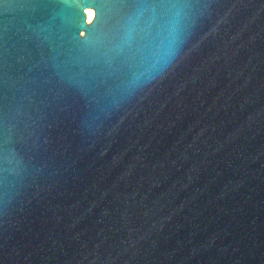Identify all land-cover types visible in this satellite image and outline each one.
Listing matches in <instances>:
<instances>
[{
    "label": "water",
    "instance_id": "obj_1",
    "mask_svg": "<svg viewBox=\"0 0 264 264\" xmlns=\"http://www.w3.org/2000/svg\"><path fill=\"white\" fill-rule=\"evenodd\" d=\"M0 264H264V0H0Z\"/></svg>",
    "mask_w": 264,
    "mask_h": 264
},
{
    "label": "bare ground",
    "instance_id": "obj_2",
    "mask_svg": "<svg viewBox=\"0 0 264 264\" xmlns=\"http://www.w3.org/2000/svg\"><path fill=\"white\" fill-rule=\"evenodd\" d=\"M84 11H85L86 19L89 20L92 16V9L90 7H86Z\"/></svg>",
    "mask_w": 264,
    "mask_h": 264
}]
</instances>
